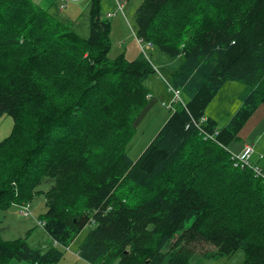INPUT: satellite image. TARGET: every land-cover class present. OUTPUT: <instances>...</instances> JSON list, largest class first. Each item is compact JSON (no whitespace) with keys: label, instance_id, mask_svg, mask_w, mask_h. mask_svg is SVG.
Instances as JSON below:
<instances>
[{"label":"trees","instance_id":"16d2710c","mask_svg":"<svg viewBox=\"0 0 264 264\" xmlns=\"http://www.w3.org/2000/svg\"><path fill=\"white\" fill-rule=\"evenodd\" d=\"M88 17L81 38L31 0H0V117L13 120L0 142V212L31 205L51 179L41 221L62 247L89 227L77 249L86 264H190L238 250L242 264H264V178L226 150L264 106V0H142L134 34L182 58L168 85L186 101L136 161L126 147L155 69L143 54L109 57L100 0ZM229 81L246 90L218 129L205 110ZM63 256L0 237V264Z\"/></svg>","mask_w":264,"mask_h":264},{"label":"rangeland","instance_id":"374dc122","mask_svg":"<svg viewBox=\"0 0 264 264\" xmlns=\"http://www.w3.org/2000/svg\"><path fill=\"white\" fill-rule=\"evenodd\" d=\"M36 2L37 0H31ZM91 0H61L48 8L59 21L67 23L69 29L73 30L81 38L89 35V9ZM206 3L209 0H204ZM142 0H100V11L103 19H107L108 13H115L110 20L111 28L109 33L110 48L109 57L115 58L123 54L127 60L139 58L142 54L153 64L155 73L151 74L145 81V87L149 92L148 101L141 111L135 116L132 123L134 130L133 137L126 147V154L132 161H136L144 152L162 126L165 124L173 109L178 105H183L186 101L184 95H180L182 103H172L173 92L168 82L170 76L182 64L181 57L172 58L150 43L143 42L139 45L135 37V26L133 14ZM122 6L118 10V6ZM105 15V16H104ZM148 44V45H147ZM246 87L239 81H229L224 84L215 98L210 102L205 110V115L216 122L217 128L224 127L232 118L233 114L241 107L240 96L245 92ZM172 103V109L168 105ZM13 120L8 115L0 117V142L10 135ZM238 139L234 140L227 147V151L232 157H239L245 143L253 147L250 155V165L262 170L264 178V106H260L244 124L238 133ZM255 152V154H254ZM53 181L46 179L31 203V216L21 217L19 209L11 206L6 211L0 212V237L4 241H14L24 239L32 249H38L42 253L50 248H58L63 251V259L58 264H86L77 256V249L90 230L84 228L65 251L60 245L54 246L52 238L46 229L37 225L45 213L43 193L47 192ZM207 249H210L208 247ZM167 248H165V251ZM245 259L243 250H238L229 258L204 259L196 254L191 259L190 264H242ZM10 264H29L27 262L12 261Z\"/></svg>","mask_w":264,"mask_h":264},{"label":"built area","instance_id":"2783aa9c","mask_svg":"<svg viewBox=\"0 0 264 264\" xmlns=\"http://www.w3.org/2000/svg\"><path fill=\"white\" fill-rule=\"evenodd\" d=\"M122 6H118V10H121ZM115 16V13H108L106 15L107 19H111ZM136 37V36H135ZM136 40L138 42L139 45L143 44V41L141 39H138L136 37ZM148 45V44H147ZM173 92V99H172V103L175 102H180L182 103L181 99H180V92L176 91V90H171ZM172 103L168 105V109H172ZM208 139H213L212 136H207ZM253 153V147L251 145H245L243 151L240 153L239 157H233L234 161L236 162V166L237 165H241L243 166H247L249 168H251L254 171V174H256V176H261L262 171L258 168V167H253L250 165L249 159H250V155ZM31 205L30 204H22L20 206H18L19 209V215L21 217H29L31 216V211H30ZM37 225L41 228L46 227V222L44 221H37ZM53 245L56 247L59 244L57 243V241L53 240ZM61 246V245H60ZM65 251H69V247H63Z\"/></svg>","mask_w":264,"mask_h":264},{"label":"crops","instance_id":"0c3cea01","mask_svg":"<svg viewBox=\"0 0 264 264\" xmlns=\"http://www.w3.org/2000/svg\"><path fill=\"white\" fill-rule=\"evenodd\" d=\"M61 0H37L36 2H34V3H36L38 6H40L41 8H44V9H48L50 6H52V5H55L56 3H58V2H60ZM103 16V15H102ZM105 16V15H104ZM245 145H250L249 143H245L244 145H243V148H242V150H241V152L243 151V149H244V147H245ZM240 152V153H241ZM254 154H255V152H254ZM262 171V170H261Z\"/></svg>","mask_w":264,"mask_h":264}]
</instances>
